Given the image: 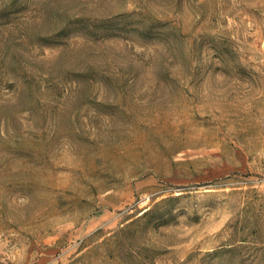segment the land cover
<instances>
[{"label":"rangeland","instance_id":"obj_1","mask_svg":"<svg viewBox=\"0 0 264 264\" xmlns=\"http://www.w3.org/2000/svg\"><path fill=\"white\" fill-rule=\"evenodd\" d=\"M0 264H264V0H0Z\"/></svg>","mask_w":264,"mask_h":264}]
</instances>
